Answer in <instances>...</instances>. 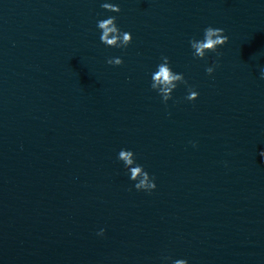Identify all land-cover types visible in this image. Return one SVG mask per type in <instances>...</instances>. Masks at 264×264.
<instances>
[{
	"label": "water",
	"instance_id": "95a60500",
	"mask_svg": "<svg viewBox=\"0 0 264 264\" xmlns=\"http://www.w3.org/2000/svg\"><path fill=\"white\" fill-rule=\"evenodd\" d=\"M209 26L229 41L194 58ZM262 71L264 0H0V264H264Z\"/></svg>",
	"mask_w": 264,
	"mask_h": 264
},
{
	"label": "clouds",
	"instance_id": "9594fccd",
	"mask_svg": "<svg viewBox=\"0 0 264 264\" xmlns=\"http://www.w3.org/2000/svg\"><path fill=\"white\" fill-rule=\"evenodd\" d=\"M101 7L109 12L119 13L121 9L118 5L112 3H102ZM97 27L101 30L100 40L107 47L126 48L132 42V35L129 32H122L117 26L116 17L110 16L106 19L99 20ZM229 37L224 34V30L221 28H213L211 26L204 29L203 39L197 40L192 38L189 43L193 49L194 58L204 59L208 52H217L219 47L227 44ZM217 55L219 53L217 52ZM163 61L157 66V70L152 73L151 88L156 91L166 104L168 100L172 99V93L179 84L187 85L182 73H176L172 70L169 58L162 56ZM107 63L114 66H120L123 64L121 58H109ZM214 71V67H207V74L211 75ZM261 78H264V71L261 72ZM189 95L185 97L188 101H195L199 93L189 87ZM195 146V145H194ZM264 157V151L260 153ZM118 160L122 161L124 167L130 173V180L136 182L134 187L136 190H143L151 192L155 190V177L144 169V167L136 162L135 154L131 150L121 149L118 153ZM103 236L104 230L98 233ZM164 259H170L165 257ZM173 264H187L185 259H178L173 261Z\"/></svg>",
	"mask_w": 264,
	"mask_h": 264
}]
</instances>
